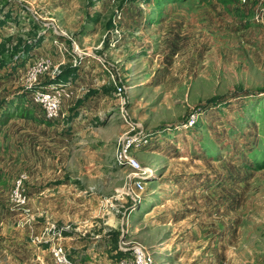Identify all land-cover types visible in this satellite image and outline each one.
I'll use <instances>...</instances> for the list:
<instances>
[{
	"label": "rangeland",
	"instance_id": "1",
	"mask_svg": "<svg viewBox=\"0 0 264 264\" xmlns=\"http://www.w3.org/2000/svg\"><path fill=\"white\" fill-rule=\"evenodd\" d=\"M24 1L0 0V264H132L139 246L154 264H264V0H61L84 24L48 40L27 37ZM39 92L60 94L58 120ZM79 172L108 176L101 198L86 182L75 200ZM97 205L78 249L46 230Z\"/></svg>",
	"mask_w": 264,
	"mask_h": 264
},
{
	"label": "crops",
	"instance_id": "2",
	"mask_svg": "<svg viewBox=\"0 0 264 264\" xmlns=\"http://www.w3.org/2000/svg\"><path fill=\"white\" fill-rule=\"evenodd\" d=\"M21 2H22V0H21ZM95 4H96V0H95ZM56 13L62 14V19L59 18L60 19V21H59L60 26L59 25L55 26V25H57V24H55V21L58 22L57 21L58 18L55 17L58 15ZM23 14L25 15V20H26L25 25H28L27 23H31L30 26L33 25V27H34L33 29L36 28V33H34L31 30L32 31L31 34L27 35V37L29 36V38H34L37 40H48V38H50V39L67 38V37H69V35L65 33L66 31L72 35L76 34L77 28L80 29L82 27V25L84 24V19L82 18V15L75 17V15H73L69 9H66V11L63 12L62 6H61V0H33L32 3L28 2L26 0V1H24V3H21V5H20V10H19L20 20L22 18L24 19V17H22ZM46 14H49V15H46ZM43 15H46V16L44 17ZM28 18H31V20L29 21ZM44 19H45V21H47L46 23H44ZM88 20L90 21V23L92 25H95V24L96 25H95V27H93L94 31L93 32L88 31V33H86V35L91 36L92 34H94L93 36H95L97 34V32L100 31V29H99L100 25H99V22L97 21L98 19L95 17V15H92V16H88ZM21 22H23V21H21ZM42 24L46 25V29L43 30L42 32H40L41 31L40 28H41ZM91 24L88 23V25H86V27H83V29H82L83 33H85V31H87V30H85V28L91 29ZM51 26H55V27H51ZM26 27H28V26H26ZM21 37L26 38V36L24 37V35ZM45 45L46 44H44V43H42L41 45L39 43L38 48L39 49H45V47H46ZM72 113L74 115V111ZM74 117H75L74 119H76L78 117V114L75 115ZM15 118H16V116L11 117L10 119L7 118L5 120V123L7 122L6 124H8L9 120H11L10 123H12ZM0 119H2V117ZM74 119H72V120H74ZM6 133H7V130L3 129V134L5 135ZM118 168L121 169V167H119V166H118ZM65 175H67V176H65ZM65 175H64L66 177L65 179H67L68 182H71L69 180H71L72 177L69 176L67 173ZM74 179L75 180H73V183L81 184V185H79V187L81 188V191H79V193L75 195V200H77V198L85 199L86 196L84 194L85 192H83V189L85 190L84 184L86 182L102 184V187H100V188H95L92 186H90L88 188V191H90V193H95V194H93V196H94L93 198H101V193H102V191L103 192L105 191V189L107 188L106 184L109 182L108 176L104 175L102 172L101 173L99 172L98 174H90V175L79 172L78 175ZM112 180H114V179H112ZM64 181H57V183L62 184V183H64ZM101 188H102V190H101ZM85 191L88 192L87 190H85ZM125 192H126V190H125ZM125 195L127 197H130V195H127V193ZM104 200L107 201L106 198H104ZM80 202H82V201H80ZM96 203L100 204V203H98V201ZM81 204H83V203H81ZM106 206H108V205H106ZM100 207H101V205H97L96 207L92 206L93 216H91V214H89V213H85L84 212L85 210H82V208H80V211H82V212L77 213L76 215H70V214L67 216L64 215L63 220L62 219L58 220L56 218L52 224L47 223L46 230L49 229V231H52V228L54 230H57L59 232V233H57L58 237H61L62 234L70 236L69 237V240L71 241V242H69L71 245L70 247L72 249H78V242H75L76 240L74 238H72V236H76L77 232H82L84 229L89 228L87 230H90L91 227H93L94 223L98 224V221H96V220L97 219L100 220L103 216V213H102V210H100L101 209ZM90 213H91V210H90ZM47 215H49V214H47ZM80 215H87L88 218H84ZM113 217L115 218L114 213H113ZM46 220H48L47 216H46ZM87 230H85L84 232H87ZM58 246H61V244H59ZM65 246L66 245H64L63 247L65 248ZM73 251H76V250H73Z\"/></svg>",
	"mask_w": 264,
	"mask_h": 264
},
{
	"label": "built area",
	"instance_id": "3",
	"mask_svg": "<svg viewBox=\"0 0 264 264\" xmlns=\"http://www.w3.org/2000/svg\"><path fill=\"white\" fill-rule=\"evenodd\" d=\"M247 1L248 0H238V2L243 5L246 4ZM37 97H39V101L42 102L46 107L48 113L45 118L47 121H55L61 117L60 112L62 99L58 92H39ZM130 145L131 141H128V143L124 145L123 151L120 152L119 164H126L130 170H132V174L130 176L131 185L129 188V193L133 195L137 191L139 192L144 190L143 183L140 181L144 172L136 158H133L127 153V149ZM15 196L18 198L19 204L26 205L27 198L24 194L22 195L19 193L18 189L15 193ZM53 256L55 259V264H72L71 260L67 258L66 253H64L61 249H54ZM132 264H154V258L147 248L141 246L135 247L133 250Z\"/></svg>",
	"mask_w": 264,
	"mask_h": 264
}]
</instances>
